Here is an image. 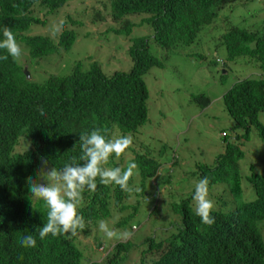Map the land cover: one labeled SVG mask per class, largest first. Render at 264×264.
Here are the masks:
<instances>
[{
  "label": "trees",
  "instance_id": "16d2710c",
  "mask_svg": "<svg viewBox=\"0 0 264 264\" xmlns=\"http://www.w3.org/2000/svg\"><path fill=\"white\" fill-rule=\"evenodd\" d=\"M63 1L0 0V264H77L79 255L71 243L73 238L66 232L67 238L60 226L58 236L43 247L41 255L23 253L25 241L42 219L43 211L58 220L70 218L73 227L93 224L95 220L108 218L112 212L121 216L116 225L124 227L132 216V213L121 215L127 207L119 202L128 196L129 189L123 192L113 188L118 199L111 204L110 194H106L108 187L93 185L82 195L78 214L74 215H71L74 207L64 204L50 211L45 203H38L39 200L33 203L30 197L28 182L35 180L36 154L44 156L62 174L78 175L87 183L92 181L91 174H96L94 180H98L103 165L108 166L112 161L111 156L102 160V148L107 144L112 125L131 131L144 121L147 89L143 75L151 66L160 64L147 50L148 36L142 35L130 38L127 53L131 65L126 72L115 70L107 76L97 63H90L84 70L75 63L68 74H49L41 83L26 78L22 71L24 63L17 56L38 59L57 53L58 48L67 50L71 46L69 33L62 32L56 43L46 35L26 33L31 23L39 22L29 15L35 2L52 12ZM236 1L240 0L144 3L112 0L111 16L118 23L122 18L137 17L136 27L146 24L151 28L149 37L154 43L172 49L191 44L200 30L213 41L210 30L216 26L214 19H218L221 11L235 9ZM226 17L223 13V22ZM132 25L131 20L125 19L117 31L128 34ZM213 46H221L229 59L241 57L244 62L241 69L245 71L248 64L255 65L258 76H242L221 95V101L232 120V131L242 130L245 136L254 129L255 135L264 138V126L258 120L264 116V31L229 25ZM201 98L200 105H206L207 98ZM22 133L30 137L32 148L14 153L13 147ZM234 137L240 139L241 133ZM242 155L236 145L227 141L217 167L205 168L204 177L233 190L229 186L233 174L228 162ZM249 168L252 169L251 164ZM91 204L92 210H87ZM179 206L182 222L175 230L158 242L148 239L152 241L149 249L156 256L150 264H264V246L259 234L242 227L233 231L226 217L229 212L207 214L201 219L204 223L189 213L188 198L174 206L175 212ZM120 246L116 244L114 251ZM116 254L103 264H117L113 259Z\"/></svg>",
  "mask_w": 264,
  "mask_h": 264
},
{
  "label": "rangeland",
  "instance_id": "374dc122",
  "mask_svg": "<svg viewBox=\"0 0 264 264\" xmlns=\"http://www.w3.org/2000/svg\"><path fill=\"white\" fill-rule=\"evenodd\" d=\"M72 2H75L73 7L70 5ZM236 2L238 6L235 9L229 12L227 10L221 11L218 19H214L213 22L216 23V26L210 30L213 41H211L210 36L200 30L198 38L191 44L164 50L154 43L150 37H147L148 52L161 60L163 67L159 65L151 66L143 76L148 90L146 99L147 119L137 128L134 135L137 145H144L150 154L158 150L163 160H170V157L176 160L178 152L185 151L187 154L184 163L185 172L194 169L192 165L195 161L199 162L200 156H202L201 164H212L214 156L222 148L219 131L225 130L228 134H231L232 131L231 120L224 110L220 96L231 83L242 78V76H246L247 71L249 73L256 71L251 70L255 66L251 64H248L246 71L243 68L241 69L244 64L241 57L229 59L224 49L220 48L221 46L218 48L213 46L215 41L220 40L223 29L229 25L238 24L244 29L262 30L261 24L264 22V11H261V7L263 5L264 8V0H240ZM93 3L94 0H67L64 5L52 12L43 11L44 17L40 18L42 22L31 24L28 27L27 32L29 34H42L53 37L54 34L58 36L62 29H71L75 34V38L67 50L58 48L57 53L48 54L43 58L20 59V62L24 63L23 67L26 68L31 81L41 83L49 74L66 75L77 61L81 63V69L84 70L88 67L90 60H94L100 65L105 74H108L107 71L111 73L115 70L124 71L130 67L131 61L128 53L126 50H122L120 43L125 39L124 34L99 32L96 23L89 22L90 16L86 17L91 14ZM65 5L70 7L65 8ZM100 12L104 19L103 22L112 25L108 10H100ZM36 13L38 16L40 15L37 9ZM223 13L227 15L225 22L222 19ZM64 18L75 20L76 25L71 26L64 23ZM85 18L89 21H86ZM136 18H133V21L136 22ZM97 23L102 22L97 21ZM143 27H133L128 36L133 38L144 35ZM127 42V40L124 41L125 47ZM215 56L220 61L215 63ZM123 63L125 65L128 63L127 69L121 68ZM222 69L225 71L224 73L221 72ZM199 94L206 96L209 100L204 107H201L192 99V95ZM241 142L244 143L241 148L244 151V156L239 160L243 189L240 200L245 201L252 199L253 194L244 181V175L247 174L250 163L255 164L257 168L264 165V140L251 139L250 141ZM24 144L25 139L21 137L16 150L21 151ZM132 156L131 152L126 151L122 155V160L118 162L119 167L125 165ZM42 163L44 164L42 166L47 167L50 172V175H46L45 178L41 179L42 185L47 190L54 187H63L66 191L75 189L73 179L78 181L77 178L71 179L60 176L59 172L47 165L41 156H38L36 172L42 167H40ZM125 174L127 175V172ZM117 175L116 173V177ZM169 177L170 174L162 176L159 180L160 196H158V201L161 202L162 208L158 201L155 208L158 207L159 210L161 208V212L148 214L150 207L147 209V206H152V204L148 201H140L139 212L129 218L128 222L133 225L128 228V231L122 230L126 228L115 226L117 216L114 212L111 213L108 219L99 221L96 225L88 224L86 226L87 235L81 231H74L73 235H77L75 239L78 241L84 257V262L80 264H86L90 258L100 260L105 256L107 250L109 251L118 241L133 238V242L138 243L151 235L154 241L164 239L169 231L173 229V226H169L167 220H170V223L178 222L177 216L166 210L167 207L172 205L170 203L172 188L179 198L192 188V179H185L181 175L171 179ZM218 185H213V187ZM135 186L137 187V185ZM148 190H150L149 181H147L143 192L147 193ZM56 193L53 194L52 199H55ZM37 195H41V193L34 192L32 197L35 198ZM126 203L133 204V196H129ZM237 203L235 202V204ZM235 204H232V206ZM211 205L215 209L221 207L214 202H211ZM128 212H130V209L126 208L121 215ZM261 223L264 225V221H261ZM261 232L264 234V226ZM94 238L102 240V247H95ZM146 247L147 243L145 242L138 244L137 250H132L127 259L131 257L138 258L141 250Z\"/></svg>",
  "mask_w": 264,
  "mask_h": 264
},
{
  "label": "clouds",
  "instance_id": "9594fccd",
  "mask_svg": "<svg viewBox=\"0 0 264 264\" xmlns=\"http://www.w3.org/2000/svg\"><path fill=\"white\" fill-rule=\"evenodd\" d=\"M66 1L67 0H64L60 4V6L64 5L66 3ZM146 1H149V0H138V2H140V3H144ZM70 5H71V7H73L75 5V2H72ZM36 7H38V8H36ZM59 7H57V8H59ZM69 7L70 6L65 5V8H69ZM111 7H112V0H94L93 9L91 11V14H88L86 16V17L90 16V21L86 20V18H85V20L89 21V22L96 23L97 30L99 32H105L107 34H117V33L124 34L122 32H118L117 30L122 27V23L125 19H127V20L129 19V21L131 20L134 23V25H132V27L130 29V32H131L132 28L136 27L135 21H133V17L122 18L121 21L118 23L116 20H113V18L111 16ZM36 9L40 12L39 16L36 13ZM56 9H53V11ZM100 10L101 11L108 10V12H109L108 16L111 19L112 25H109L106 22H103L104 19H103V16H102ZM43 11L49 12V9L46 6L41 5L38 2H35L31 6L29 15L36 17L37 19H39L38 23H41L42 20L40 18L44 17ZM63 21H64V23H67L71 26L76 25V21L73 19L64 18ZM97 21H100L102 23H97ZM38 23H31V24H38ZM141 26H144L143 27L144 28V35L148 36V37L151 36V31L148 28V26L146 24L145 25L142 24ZM261 28H262V31H264V22L261 24ZM145 31H146V33H145ZM62 32H64L65 34L69 33V35L72 39V42H73V40L75 38V34L71 29H62L59 32L58 36L56 34H54L53 37H51V36H48V37L53 42L56 43V42H58L60 34ZM130 32L128 34H124L125 39H123L122 42L119 41L122 45L123 51L124 50L127 51L128 44H130V37L128 36L130 34ZM26 33L29 34L27 31H26ZM55 36H56V38H55ZM126 40L128 42H127V46L125 47L124 41H126ZM16 48L17 49L20 48L19 42L16 43ZM147 50H148V48H147ZM22 53H23V51H22ZM17 57L19 59H24V58H21L22 56H17ZM216 61H220V59L217 58V56H215V59H214L215 63H216ZM75 63H79V65L81 66V63L79 61H77ZM90 63H97V62L94 60H90L89 64ZM159 63H160L159 66L163 67V63L161 60H159ZM121 68L127 69L128 63H127V65H125V63H123ZM128 70H129V68L127 70H124V71L120 70V71L126 72ZM251 70H256V69L253 68ZM22 71H23L25 77L29 78L28 72L26 71L25 67L22 68ZM221 72L224 73L225 71L222 69ZM107 73L108 74H105V73L104 74L108 76V75H110L111 72L107 71ZM248 73H249V71H247L246 75ZM258 74L259 73L256 70L254 73H249L248 76L254 77V76H258ZM236 81H238V79L235 80L234 82H236ZM233 83H231V85ZM229 87L222 94H224L229 89ZM146 89H147V87H146ZM201 96L206 97L202 94H199V95H192V99L200 105V103L202 102ZM147 97H148V90H147ZM220 98H221V96H220ZM207 100H208V98H207ZM208 102H209V100H208ZM206 105H203V106L200 105V106L204 107ZM223 107H224V105H223ZM145 109H146V113H145L144 121L142 123H140L139 125H137L131 131H122L117 127V125H115V124L112 125V128H111L110 132L108 133L107 144L105 145V147L102 148V157H103L102 160L105 161L109 156H111L112 161L108 166L103 165V173L97 174L98 180H94L96 174H91L92 175V181L90 183H87L86 181L81 179V177L78 175L62 174L57 168H54L53 166L48 164L47 161L45 160L44 156H42L40 154H36V158H38V156H41L47 165H49L50 167H53L54 169H56L59 172L60 176L69 177L71 179L77 178L78 181L73 179L75 181V189H73V190H67L66 191L63 187H61V188L54 187V188H51L50 190H47L42 185L41 179L45 178L46 175H50V172L48 171L47 167L42 166V165H44L42 163L40 165V167L41 166L42 167L41 168L39 167L40 168L39 171L36 172V170H35V173H34L35 180L32 182H28V186L31 189L30 190V197H31L33 203H36L39 200L38 203L39 202L45 203L46 207L50 211H54L59 205L62 206L64 204H66V205H68V208L74 207L73 212L71 214V215H74V214H78V205L82 201V195L87 193V190L89 188H92L91 186H93V185H97V186L98 185H105L108 187V191L106 194L107 195L110 194L108 199L111 201V204H113L114 201L117 202V199H118L117 198L118 196H115V190H112L113 188H116L119 191H123V192H125L127 189H129L128 196H123L119 201L120 203L122 202L124 205H126L127 208L130 209V212H128V213H132V216L135 215L140 210V201H144V202L148 201V203L152 204V206L151 205L147 206V209H148V207H150L148 214L149 213L155 214L156 212L157 213L159 211L161 212V208H162L161 202L158 201V196H160L159 180H161L162 176H167L169 174H170L169 179H171L172 177H175L177 175H181L185 179H192V188L189 192L183 193L180 198L175 195L173 188L171 190L170 203H172V205H170V207H167L166 210L170 211L172 214L176 215L178 218V222H176V223H170V220H167L169 226L170 225L173 226V230H175V228L178 226V224L180 222H182L181 207L179 206L178 211L175 212L174 206L180 200H182L184 198H188V206L190 209L189 213L194 215L200 222H204V221H201V219H202V217L206 216L207 214H210V216H212V212H217L218 214H220L219 212H227V213L229 212L226 217L228 218L229 225L233 228V231H237L240 227H242L246 231L257 232V234H259L261 241H262V244L264 246V242H263V237H264L263 235L264 234L261 232L262 227L264 226L261 223V221H264V165H261L259 168H257L255 166V164L250 163L252 165V169H250L249 165H248V172H247V174L244 175V181L248 184L249 188L251 189L252 194H253V198L249 199V200H245V201L240 200V197L243 193V189H242V185H241L242 176L240 174V165H239V160H241L244 156V151L241 150L244 143L241 141H250L251 139H253V140H264V138H261L260 135H258V136L255 135L254 129H252L251 132H249L245 136H242L244 132L242 130H239V129H237L236 131H231V134H228V132H226L225 130H220L219 136L222 139V148H221V151L214 156L212 164L211 165L201 164L200 161L202 159V156H200L198 163L194 160L195 162L192 165L194 167V169L190 170V172L189 171L185 172L184 171V163L186 161V156H187L185 151L178 152V157L176 158V160H173L171 157H170V160L169 159L163 160V159H161V153L158 152V150H156L152 154H150V152L147 150V148L144 145H142V144L137 145L136 137L134 134L137 132V128L139 126H141L147 119L146 101H145ZM224 110L226 111L225 107H224ZM228 116H229V114H228ZM259 117H260V118H258L259 122L261 123L262 126H264V116H259ZM231 124H232V120H231ZM240 133H241V138L238 140L235 139L234 136L238 135ZM21 137H23L25 139V144L23 145L21 151H17L16 146H17ZM232 139H234V141H232ZM227 141L236 145L237 150L240 151L241 154H243L242 158L236 159V160H230L228 162V165L230 166V169H231L233 176L230 178L231 184L230 185L228 183L227 184L229 186H231L233 188V190L231 188L229 190L228 186H225L226 184L224 185L223 183H219V182L212 183L211 181H208V179L206 177H204V175H203L205 168L212 169V168L217 167V165H218L217 160L220 157V155H222L224 153L225 144L227 143ZM134 146L136 149L134 148ZM31 148H32V145H31L30 137L27 135V133H25V134L22 133L17 138V141L13 147V152L14 153H24V152L30 150ZM126 151L131 152L133 156L130 158V160H128L125 163V165L119 167L118 162L120 160H122V155H124L126 153ZM147 162H148V164H147ZM172 163H175V166L171 165ZM125 172H127V175L125 174ZM116 173L118 174L117 177H116ZM38 179H39V182H38ZM58 180L62 181V179H60V178H58ZM147 181H149L150 190H148L147 193H144L143 190L147 184ZM216 184H219V185L217 187H213V185H216ZM135 185H137V187ZM170 185H171V182H170ZM171 187H172V185L170 186V188ZM34 192H40L41 195H37L35 198H33L32 194ZM55 192H57L55 199H52L53 194ZM156 194H157V196H156ZM129 196H133V198H134L133 204L126 203V199ZM203 196H205V197H203ZM157 201L159 202V205L161 206L160 210L158 209V207L155 208V206H157ZM211 202H214L215 204H217L218 206H221V207H219L218 209H215V207L211 205ZM235 202H238V203L235 204ZM232 204H235V205L232 206ZM86 209L92 210V204L90 206H88ZM42 213H43L42 219H40L39 223H36L34 225L32 231L29 233L28 238L25 241L23 253L27 256L41 255V251H42L43 247L46 244L54 241L56 239V237L58 236L57 227L60 226V227H62L67 238H68L67 233L69 234L70 238H73V240L72 241L70 240V241L74 246V250H75L76 254L79 255L78 260H77V264L83 263L84 257H83L82 249L79 247L78 241H76V239H75V236H77V235H73L74 231H77V232L81 231L87 235L88 230L86 229V226L88 224L96 225L97 222L106 220L111 216L110 215L108 218L106 217V219L102 218L101 220H98V221L95 220L93 222V224L88 222V223L84 224V226L83 225H76L73 227L70 224V218L58 220V219L53 218V216H50L47 212L43 211ZM128 213H126L123 216H126ZM116 216H117V218H116V221H117V219L121 216H118V215H116ZM187 216L184 218V220L187 218ZM116 221H115V226L121 227V228H126V229H122L125 231H128V228L131 225H133L132 223H129V225L126 224L124 227H122L120 225L119 226L116 225ZM169 233H170V231H169ZM151 236L145 237L143 239V241L141 240L142 242L140 241L141 243L140 242L134 243L133 238L132 239L131 238L126 239L124 241H118L111 247V249L109 251L107 250V252L103 258H101L100 260H94V259L90 258L87 260L86 264H93V263L103 264V262H105L107 258H111L112 255L116 254V253L117 254H116V256L113 257V259H116L118 261L117 264H123V263H126V264H141V263L150 264L151 260L156 257L154 255L155 252H153L151 248L149 249V243L152 241H149L148 239L154 240ZM161 240H163V239H161ZM158 241H160V240H158ZM143 242L147 243V247L145 249L141 250L138 258L134 259L133 257H131L130 259H127L128 254L132 250H137V245L142 244ZM155 242H156V240H155ZM94 244H95V247H98V246L102 247V240L94 238ZM116 244H122V246L118 247L114 251V246ZM111 253H113V254L111 255Z\"/></svg>",
  "mask_w": 264,
  "mask_h": 264
}]
</instances>
